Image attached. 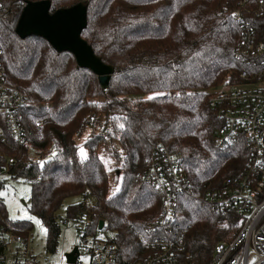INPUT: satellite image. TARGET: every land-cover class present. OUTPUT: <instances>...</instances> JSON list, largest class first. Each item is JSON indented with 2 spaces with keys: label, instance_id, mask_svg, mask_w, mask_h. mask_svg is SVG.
<instances>
[{
  "label": "trees",
  "instance_id": "obj_1",
  "mask_svg": "<svg viewBox=\"0 0 264 264\" xmlns=\"http://www.w3.org/2000/svg\"><path fill=\"white\" fill-rule=\"evenodd\" d=\"M26 1L40 0H0L6 80L27 95L26 126L32 132L29 147L5 153L15 158L10 178L29 184L27 209L45 228L44 251L55 252L57 211L65 199L77 197L66 206V217L74 221L86 214L91 236L112 233L116 264H136L146 256L149 250L134 231L155 219L160 199L141 177L163 148L181 156L190 185L177 199L183 230L179 262L209 264L215 244L230 238L235 222L228 214L209 213L201 188L218 184L243 160L239 148L220 149L215 143L220 121L209 104L219 88L239 82L242 65L233 52L240 24L231 13L239 0H48L49 12L85 3L81 37L112 67L105 84L78 67L69 52L55 51L41 37L21 39L14 33ZM35 120L41 126L32 129ZM87 128L92 132L82 138ZM101 143L119 162L112 169L119 188L112 193L97 155ZM4 185L0 180V189ZM30 230L28 220L8 218L0 198V260L5 235L25 243Z\"/></svg>",
  "mask_w": 264,
  "mask_h": 264
},
{
  "label": "built area",
  "instance_id": "obj_2",
  "mask_svg": "<svg viewBox=\"0 0 264 264\" xmlns=\"http://www.w3.org/2000/svg\"><path fill=\"white\" fill-rule=\"evenodd\" d=\"M231 13L240 24L233 52V59L242 65L239 82L210 96L209 104L216 108L220 121L215 143L220 149L239 148L243 160L239 169L233 167L218 184L201 188L206 210L228 214L235 222L230 238L215 244L209 264H264V0H239ZM1 56L0 46V180L15 181L9 173L15 158L5 150L29 147L32 132L26 126L27 95L7 82ZM40 126L41 121L35 120L32 129ZM141 181L159 195L160 204L153 221L133 230L136 241L149 250L136 264H180L177 252L182 247L183 230L178 226L177 199L190 191L181 156L160 149ZM73 222L79 236L77 257L82 253L86 264H116L112 233L89 235L86 214ZM16 242L14 235L5 237L0 264H35L8 258L9 247Z\"/></svg>",
  "mask_w": 264,
  "mask_h": 264
},
{
  "label": "rangeland",
  "instance_id": "obj_3",
  "mask_svg": "<svg viewBox=\"0 0 264 264\" xmlns=\"http://www.w3.org/2000/svg\"><path fill=\"white\" fill-rule=\"evenodd\" d=\"M230 86H223L215 93ZM97 131H99V129H97ZM91 132L92 130L87 128L83 133L82 138H86ZM104 135L105 133H103V141H107L104 139ZM107 137L108 135L106 133V138ZM77 145H80V140H77ZM80 152L83 155L85 154V150L83 148H80ZM110 153L111 151L109 150L107 144H99L97 155L103 164L104 169L108 172V191L109 193H112L119 188L118 179H116L112 173V169H114L116 165L118 166L119 162L113 159ZM29 157L35 160L37 159L32 150H29ZM29 189V184L27 182L20 180L10 181L9 179L5 181L4 188L0 189V198L2 199L8 218L26 219L31 223V230L27 241L23 243L22 238H20V240L17 238V242L9 247V254L7 253L8 258H15L17 260H32L35 264H68L65 260V254L68 253L74 246L78 245L79 236L74 222L66 217L65 208L68 204L76 202L78 198L70 197L65 199L62 206L57 211L60 233L56 250L54 253H46L44 251L45 228L40 219L36 215L29 213L27 209L30 198ZM91 204V200L86 201V205L88 207H90ZM110 234L111 233L108 231H97L95 236L105 237L110 236ZM10 235L13 236L12 234H6L5 237ZM230 235L231 234H229L228 237H230ZM75 264H86V257L82 253H79Z\"/></svg>",
  "mask_w": 264,
  "mask_h": 264
},
{
  "label": "water",
  "instance_id": "obj_4",
  "mask_svg": "<svg viewBox=\"0 0 264 264\" xmlns=\"http://www.w3.org/2000/svg\"><path fill=\"white\" fill-rule=\"evenodd\" d=\"M48 0L26 1L22 6L14 27V33L21 39L37 36L44 39L55 51L69 52L78 67L88 69L105 84L113 72L111 66L103 63L91 47L81 37L86 25V5L76 3L67 8L49 12ZM102 221L98 223V229ZM78 255L77 246L65 254L68 264H75Z\"/></svg>",
  "mask_w": 264,
  "mask_h": 264
},
{
  "label": "snow or ice",
  "instance_id": "obj_5",
  "mask_svg": "<svg viewBox=\"0 0 264 264\" xmlns=\"http://www.w3.org/2000/svg\"><path fill=\"white\" fill-rule=\"evenodd\" d=\"M151 98V97H150Z\"/></svg>",
  "mask_w": 264,
  "mask_h": 264
}]
</instances>
